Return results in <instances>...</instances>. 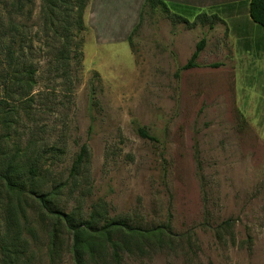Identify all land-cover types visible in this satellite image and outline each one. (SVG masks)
Returning a JSON list of instances; mask_svg holds the SVG:
<instances>
[{
	"label": "rangeland",
	"instance_id": "1",
	"mask_svg": "<svg viewBox=\"0 0 264 264\" xmlns=\"http://www.w3.org/2000/svg\"><path fill=\"white\" fill-rule=\"evenodd\" d=\"M89 1L0 0V264H75L58 213L158 227L116 234L121 264H264V29L138 0H99L87 29Z\"/></svg>",
	"mask_w": 264,
	"mask_h": 264
},
{
	"label": "trees",
	"instance_id": "2",
	"mask_svg": "<svg viewBox=\"0 0 264 264\" xmlns=\"http://www.w3.org/2000/svg\"><path fill=\"white\" fill-rule=\"evenodd\" d=\"M63 5L68 6L67 12H73L72 4H69V0H61ZM78 5V4H76ZM158 5L161 7L165 13H170L169 7L162 0H145V3L142 9L145 6ZM82 7L83 5H78L76 7L75 14L77 17L75 21L76 32H80L83 28L82 21ZM142 11V10H141ZM202 14V17H205L206 13ZM174 16L177 15L174 11L171 14ZM247 15L249 20L257 26H260L264 29V0H249L247 2ZM141 16V13H140ZM198 16V15H197ZM181 17V16H180ZM51 25L55 28H60L61 32L64 34V38L67 40L71 36L70 28L73 26L71 24L72 20L68 21V15L62 17V19L54 18L52 13H50ZM140 19V17H139ZM188 23L187 19H184ZM138 25V24H137ZM136 28V27H135ZM134 28V30H135ZM133 30V31H134ZM132 31V32H133ZM131 32V33H132ZM130 33V35H131ZM56 35V30H54ZM130 35L128 37V42L130 43ZM63 38V39H64ZM205 44V39L201 38L197 41L195 49L193 50L190 58L177 69L175 75L178 76L180 70L189 69L198 66L196 59L198 58L203 46ZM79 60H81L82 53L78 51ZM219 63H213L211 66H218ZM92 97V96H91ZM136 132L144 138L153 140L151 136L144 127H137ZM83 151L82 147L79 150V153L76 157L75 162L79 163L82 159ZM36 172L35 167L29 169V173L34 175ZM3 180L10 189H21L22 183L16 178L8 173L3 175ZM39 200L42 205L50 210L48 201L42 196H39ZM63 221L65 226L71 232L72 235V252L74 255L75 264H89L90 262H106L104 264H121V252L127 249L126 245L122 241L116 240L114 237L116 234H124L129 238L138 239L143 234L156 235L158 234V227H151L144 229L139 226H133L131 223L127 222L124 219H109L103 218L99 223H94L92 219L81 220L75 219L73 216L63 213H58ZM131 246V245H130ZM140 248V247H139Z\"/></svg>",
	"mask_w": 264,
	"mask_h": 264
},
{
	"label": "crops",
	"instance_id": "3",
	"mask_svg": "<svg viewBox=\"0 0 264 264\" xmlns=\"http://www.w3.org/2000/svg\"><path fill=\"white\" fill-rule=\"evenodd\" d=\"M99 0H90L86 12L84 15V23L87 29L88 25L86 23L87 15L89 13V18H90V10L94 4H98ZM139 4L136 7L137 10L139 11V8L142 7L144 4L145 0H138ZM166 5L169 7L170 11H180V10H185V9H192L194 11H197L199 13H208V14H215V13H227V14H234L235 13V8L241 7L243 8V11L245 13V16L247 17V20H249L248 15H247V2L249 0H162ZM225 10V11H224ZM140 12V11H139ZM88 18V19H89ZM139 20V16H138ZM138 23V22H137ZM129 35V34H128ZM128 35L126 37V40L128 41ZM95 69H97L96 66H94Z\"/></svg>",
	"mask_w": 264,
	"mask_h": 264
}]
</instances>
